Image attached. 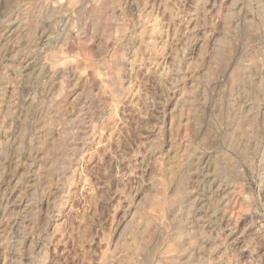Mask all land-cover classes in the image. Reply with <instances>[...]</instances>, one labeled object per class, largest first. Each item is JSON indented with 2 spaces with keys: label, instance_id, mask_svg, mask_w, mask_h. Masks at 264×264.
<instances>
[{
  "label": "rangeland",
  "instance_id": "rangeland-1",
  "mask_svg": "<svg viewBox=\"0 0 264 264\" xmlns=\"http://www.w3.org/2000/svg\"><path fill=\"white\" fill-rule=\"evenodd\" d=\"M0 36V264H264V0H0Z\"/></svg>",
  "mask_w": 264,
  "mask_h": 264
},
{
  "label": "bare ground",
  "instance_id": "bare-ground-1",
  "mask_svg": "<svg viewBox=\"0 0 264 264\" xmlns=\"http://www.w3.org/2000/svg\"><path fill=\"white\" fill-rule=\"evenodd\" d=\"M54 1H55V0H54ZM60 2H62V1H60ZM60 2H59V1L56 2L55 5H57V4L60 3ZM115 2H116V1H115ZM119 2H120V1H119ZM120 3H121V2H120ZM117 4H118V3H117ZM58 5H59V4H58ZM60 5L63 6V4H61V3H60ZM60 5H59V6H60ZM115 5H116V3H115ZM117 6H118V5H117ZM56 7H57V6H56ZM60 7H61V6H60ZM112 12H114V11H112ZM114 15H115V14H114ZM111 27H112V26H111ZM121 28H122V27H121ZM108 29H109V28H108ZM112 29H113V28H112ZM112 29H111V30H112ZM124 29H125V28H124ZM106 30H107V29H106ZM106 30H105V31H106ZM108 31H109V30H107V32H108ZM115 31H116V30H115ZM117 31H118V30H117ZM107 32H106V33H107ZM109 32H110V31H109ZM103 33L106 35V33L104 32V30H103ZM111 33H112V32H111ZM111 33L107 34L108 36L106 35V36L108 37V39H109V35H110ZM123 33H124V32H123ZM4 34H5V33H4ZM83 34H84V33H83ZM112 34H113V33H112ZM116 34H117V33H116ZM121 34H122V33H121ZM79 35H80V34H79ZM118 35H119V34H118ZM124 35H125V34H124ZM3 36H4V35H3ZM110 36H111V35H110ZM112 36H113V35H112ZM112 36H111V38H112ZM115 36H116V35H115ZM0 37H1V36H0ZM107 37H106V38H107ZM1 38H2V37H1ZM3 38H4V37H3ZM5 38H7V37H5ZM78 38H81V37L79 36V37L75 38V42H74V41H73V42L76 43V40H77ZM104 38H105V37H104ZM8 39H9V38H8ZM115 39L118 40L116 37H115ZM120 39H121V38H120ZM0 40H1V39H0ZM2 40H3V39H2ZM89 40H90V39H89ZM105 40H106V39H105ZM109 40H110V39H109ZM116 40H114V41H116ZM79 41H80V40H79ZM79 41H78V42H79ZM0 42H1V41H0ZM4 42H5V40H4ZM6 42H7V41H6ZM81 42H84V41H81ZM88 43H89V42H88ZM116 43H117V42H116ZM116 43H115V44H116ZM3 44H4V43H3ZM3 44H0V45H1L0 47H2ZM18 44H19V43H18ZM66 44H67V43H66ZM68 44H69V43H68ZM76 44L80 47L79 43H76ZM76 44H75V45H76ZM80 44H82V43H80ZM84 44H85V43H84ZM84 44H83V45H84ZM86 44H87V43H86ZM106 44H107V43H106ZM6 45H7V43H6ZM83 45H81V48H82ZM103 45H104V44H103ZM4 46H5V45H4ZM71 46H72V45H71ZM71 46L68 47V45H67L68 48H70ZM78 46L76 47L77 49H74V51H75V50L77 51V50L81 49V48L78 49ZM85 46H86V45H85ZM85 46H84V48H86ZM91 46H92V45H91ZM65 47H66V45H65ZM104 47H105V46H104ZM106 47H107V46H106ZM5 48H6V46H5ZM53 48H55V47H53ZM108 48H109V47H108ZM108 48H107V49H108ZM2 49H3V48H2ZM66 49H67V48H66ZM71 49H73V48H71ZM0 50H1V48H0ZM84 50H85V49H84ZM87 50H88V48H87ZM3 51H4V49H3ZM11 51H12V50H11ZM67 51H68V49H67ZM70 51H72V50H70ZM90 51H91V50H90ZM1 52H2V51H1ZM4 52H5V51H4ZM61 52H62V51H61ZM85 52H86V51H85ZM87 52H88V51H87ZM87 52H86V53H87ZM77 53H78V52H77ZM83 53H84V51H83ZM83 53H82V55H83ZM2 54H3V53H2ZM2 54H1V55H2ZM64 54H65V53H64ZM64 54H63V52H62V55H64ZM78 54H79V53H78ZM80 54H81V53H80ZM80 54H79L78 56H80L79 58H82L83 56L81 57ZM84 54H85V53H84ZM87 54H89V53H87ZM120 54H121V53H120ZM1 55H0V58H2ZM3 55H4V54H3ZM76 55H77V54H76ZM91 55H92V53H90L89 55H87V57H89V59H90V56H91ZM84 56H86V55H84ZM87 57H84V58L87 59ZM91 57H92V56H91ZM111 57H112V56H111ZM52 58H53V57H52ZM77 58H78V57H77ZM84 58H83V59H84ZM123 58H124V57H123ZM3 59H4V58H3ZM117 59H118V57H117ZM57 60H58V59H57ZM72 60H73V59H72ZM90 60H91V59H90ZM94 60H95V59H94ZM55 61H56V60H55ZM76 61L78 62L79 60H76ZM82 61H83V60H82ZM84 61H85V60H84ZM51 62H52V61H51ZM88 62H89V61H87L86 63H88ZM102 62H103V61H102ZM102 62H101V63H102ZM105 62H106V61H105ZM117 62H119V59H118ZM120 62H121V60H120ZM12 63H13V62H12ZM55 63H57V65H58L59 62L56 61ZM90 63H91V62H89V65H88V66L91 65ZM108 63H109V62H108ZM7 64H8V63H7ZM94 64L96 65V63H94ZM94 64H92L93 67H95ZM112 64H113V63H112ZM117 64H118V63L114 64V66L117 65ZM121 64H122V63H121ZM121 64L119 63V65H121ZM3 65H4V64H3ZM3 65H2V62H0V72L3 70ZM16 65H17V64H16ZM54 65H55V64H54ZM100 65H101V64H100ZM10 66H11V65H10ZM92 66H91V68H92ZM104 66H105V65H104ZM6 67H7V66H6ZM6 67H5V68H6ZM96 67H97V66H96ZM117 67H118V66H117ZM118 68H121V66H119ZM4 70H5V69H4ZM91 70H93V69H91ZM94 70H95V69H94ZM115 71H118V69L116 70V67H115ZM115 71H114V72H115ZM119 71H121V70H119ZM96 72H97V71H96ZM96 72H94V74H95ZM117 73H119V72H117ZM94 74H93V75H94ZM97 74H99V73H97ZM85 75H86V74H85ZM87 75H88V74H87ZM99 75H100V74H99ZM114 75H115V74H114ZM119 75H120V74H119ZM115 76H116V75H115ZM111 77H113V76H111ZM96 78H97V77H96ZM100 78H102V77H100ZM109 79H112V78L109 77ZM102 80H103V79H102ZM104 80H105V79H104ZM115 80H116V79H115ZM98 81H99V80H98ZM106 81H107V79H106ZM104 82H105V81H103L102 84H103ZM105 83H106V82H105ZM102 84H101V85H102ZM118 90H119V89H118ZM113 93H114V92H113ZM115 93H116V92H115ZM113 95H114V94H113ZM166 198H167V197H166ZM148 224H149V223H148Z\"/></svg>",
  "mask_w": 264,
  "mask_h": 264
}]
</instances>
